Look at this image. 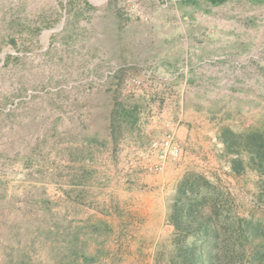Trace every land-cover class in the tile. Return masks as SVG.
<instances>
[{
  "label": "rangeland",
  "instance_id": "1",
  "mask_svg": "<svg viewBox=\"0 0 264 264\" xmlns=\"http://www.w3.org/2000/svg\"><path fill=\"white\" fill-rule=\"evenodd\" d=\"M196 53L209 72L231 55L240 80L180 85ZM206 121L185 150L179 127ZM228 128L264 130V0H0V264H177L186 247L264 264V173L245 153L231 171Z\"/></svg>",
  "mask_w": 264,
  "mask_h": 264
},
{
  "label": "trees",
  "instance_id": "2",
  "mask_svg": "<svg viewBox=\"0 0 264 264\" xmlns=\"http://www.w3.org/2000/svg\"><path fill=\"white\" fill-rule=\"evenodd\" d=\"M211 4L223 3L226 0H208ZM223 138H220V142L224 146L223 154L229 157V163L231 165V171L235 174H240L243 171V160L242 155L245 153L246 157L249 158L250 165L253 166L257 171L264 173V130L263 132L257 130L256 128H249L243 131H234L233 129L222 130ZM220 143V144H221ZM188 183V182H186ZM191 192L182 199V196ZM198 190L194 188L193 185L189 184L186 187L179 189V196L175 206L178 205L180 208H184L188 202L192 200L197 194ZM183 219H186L183 218ZM207 228L201 227L197 229V234L199 239L203 240L206 237ZM190 251L189 247H186V252ZM184 255V260H178L177 264H207V261L211 259L214 260V255L211 252L205 251H191ZM182 258V256H181ZM75 264V263H70Z\"/></svg>",
  "mask_w": 264,
  "mask_h": 264
},
{
  "label": "crops",
  "instance_id": "3",
  "mask_svg": "<svg viewBox=\"0 0 264 264\" xmlns=\"http://www.w3.org/2000/svg\"><path fill=\"white\" fill-rule=\"evenodd\" d=\"M191 54L190 55L186 54L185 59L182 61L183 68H181V71L183 69L182 78L184 80H182V82L184 83L181 82L180 85L185 84L187 87L198 88L199 85L202 84V85H206L207 87L211 86V89L230 88L234 86V85H231V83H236L237 81L240 80L239 76L237 75L240 73L239 68L237 69L236 67L232 66L230 63L231 55L230 57L229 55L219 57L221 58L220 62H222V64H219L217 62L213 66V68H211V70L213 71L209 72L210 66L204 65L205 58L202 57L203 54L196 53V54H193L192 56ZM239 61L243 63L242 59ZM207 69H208V72L206 71ZM200 73H206L210 77L208 78V80L204 79L205 82H203L201 81L203 78L199 76ZM217 83H220V84L216 85ZM205 123L208 124V121H206ZM182 126H185V127L181 128ZM209 127H210V124H208L207 128L204 129L202 132H199V129H196L194 124L181 125L179 129L177 130V137L180 141L179 142L180 145L185 147V150L187 151L189 150L188 147L189 148L191 147L195 149V152H198L197 146L199 145V143L197 141V137L201 138L203 135H206L207 129ZM202 144L203 143H201V145ZM195 161L200 162L199 159H195Z\"/></svg>",
  "mask_w": 264,
  "mask_h": 264
},
{
  "label": "built area",
  "instance_id": "4",
  "mask_svg": "<svg viewBox=\"0 0 264 264\" xmlns=\"http://www.w3.org/2000/svg\"><path fill=\"white\" fill-rule=\"evenodd\" d=\"M165 147L169 149V152L175 157L179 153V149L177 146L173 145L170 141L165 143Z\"/></svg>",
  "mask_w": 264,
  "mask_h": 264
}]
</instances>
